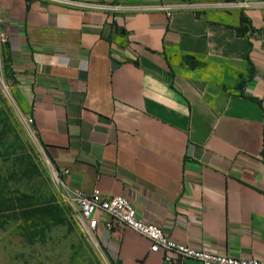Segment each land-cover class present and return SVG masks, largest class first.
Instances as JSON below:
<instances>
[{
	"label": "crops",
	"instance_id": "crops-1",
	"mask_svg": "<svg viewBox=\"0 0 264 264\" xmlns=\"http://www.w3.org/2000/svg\"><path fill=\"white\" fill-rule=\"evenodd\" d=\"M0 20L16 100L71 189L264 261V0H0ZM94 238L110 264H165L130 228Z\"/></svg>",
	"mask_w": 264,
	"mask_h": 264
},
{
	"label": "rangeland",
	"instance_id": "rangeland-1",
	"mask_svg": "<svg viewBox=\"0 0 264 264\" xmlns=\"http://www.w3.org/2000/svg\"><path fill=\"white\" fill-rule=\"evenodd\" d=\"M26 114L0 97V264H110L63 202Z\"/></svg>",
	"mask_w": 264,
	"mask_h": 264
},
{
	"label": "built area",
	"instance_id": "built-area-1",
	"mask_svg": "<svg viewBox=\"0 0 264 264\" xmlns=\"http://www.w3.org/2000/svg\"><path fill=\"white\" fill-rule=\"evenodd\" d=\"M0 23L3 21L0 20ZM7 42V36L0 33V97L10 104L17 105L14 93L15 83L6 76V63L2 52ZM25 123L30 131L38 137L35 120L31 114L25 115ZM69 175V170H56L61 198L73 210L82 231L93 238L100 225L104 223V227L108 231H113L118 227H127L149 239L152 243L150 251L162 253L165 264H184L188 260L197 261L200 264H264V261L256 258L242 259L219 255L178 243L167 236L160 227L140 220L133 204L126 197L108 198L97 189L90 194L71 189L64 179Z\"/></svg>",
	"mask_w": 264,
	"mask_h": 264
},
{
	"label": "trees",
	"instance_id": "trees-1",
	"mask_svg": "<svg viewBox=\"0 0 264 264\" xmlns=\"http://www.w3.org/2000/svg\"><path fill=\"white\" fill-rule=\"evenodd\" d=\"M243 31H244L243 29H239V30H238V33H239L240 35H243V34H244ZM189 59H190V58H188V61H189ZM5 63H6L7 71L10 73V78H12V68H11V65H10V61H9V59L5 58Z\"/></svg>",
	"mask_w": 264,
	"mask_h": 264
},
{
	"label": "water",
	"instance_id": "water-1",
	"mask_svg": "<svg viewBox=\"0 0 264 264\" xmlns=\"http://www.w3.org/2000/svg\"><path fill=\"white\" fill-rule=\"evenodd\" d=\"M190 150H192V146L190 147Z\"/></svg>",
	"mask_w": 264,
	"mask_h": 264
}]
</instances>
